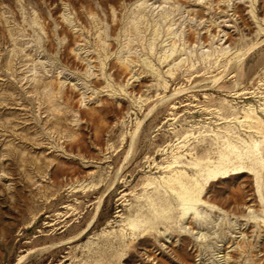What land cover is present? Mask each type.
Wrapping results in <instances>:
<instances>
[{"label": "rangeland", "instance_id": "374dc122", "mask_svg": "<svg viewBox=\"0 0 264 264\" xmlns=\"http://www.w3.org/2000/svg\"><path fill=\"white\" fill-rule=\"evenodd\" d=\"M0 264H264V0H0Z\"/></svg>", "mask_w": 264, "mask_h": 264}, {"label": "bare ground", "instance_id": "6f19581e", "mask_svg": "<svg viewBox=\"0 0 264 264\" xmlns=\"http://www.w3.org/2000/svg\"><path fill=\"white\" fill-rule=\"evenodd\" d=\"M232 147V146H231ZM240 156H242V155H240ZM240 162V161H239ZM222 163H224V162H222ZM241 166V165H240ZM244 166V165H243ZM226 167V166H225ZM225 170V169H224ZM215 173V172H214ZM210 174V173H209ZM213 175V174H212ZM188 189V188H187ZM183 192V191H182ZM184 193V192H183ZM185 197V196H184ZM186 198V197H185ZM184 198V199H185ZM187 199V198H186ZM185 204H186V202H185ZM189 204V203H188ZM187 206V205H186ZM188 207V206H187ZM234 256V255H233Z\"/></svg>", "mask_w": 264, "mask_h": 264}]
</instances>
